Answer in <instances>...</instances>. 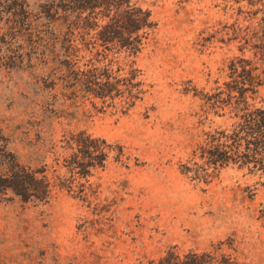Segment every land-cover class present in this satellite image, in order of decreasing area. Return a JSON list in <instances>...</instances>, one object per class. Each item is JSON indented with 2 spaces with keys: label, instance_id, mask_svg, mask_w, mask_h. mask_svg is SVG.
Masks as SVG:
<instances>
[{
  "label": "rangeland",
  "instance_id": "obj_1",
  "mask_svg": "<svg viewBox=\"0 0 264 264\" xmlns=\"http://www.w3.org/2000/svg\"><path fill=\"white\" fill-rule=\"evenodd\" d=\"M130 1L153 23L134 57L89 37L69 53L55 33L10 41L0 12V170L17 160L72 182L44 204L0 192V264H149L169 251L264 264L263 179L202 154L243 99L264 107V0ZM68 62L123 92L71 85ZM81 131L107 157L77 177L69 141Z\"/></svg>",
  "mask_w": 264,
  "mask_h": 264
},
{
  "label": "trees",
  "instance_id": "obj_2",
  "mask_svg": "<svg viewBox=\"0 0 264 264\" xmlns=\"http://www.w3.org/2000/svg\"><path fill=\"white\" fill-rule=\"evenodd\" d=\"M0 12L4 15L1 25L5 30L3 35L8 36L10 41L19 38L22 30L33 32L37 42L44 41L45 36L48 39L47 33H55L53 41H59L68 53L79 48L77 43L83 46L90 43L86 39L89 37L94 45L112 44L117 49L122 48L128 56L134 57L142 39L153 26L150 13L130 0H0ZM59 33H63L61 39ZM63 65L67 66L66 76L74 77L71 85H83L97 98H113L123 92L119 91V80L112 82L83 79L80 75L76 76L73 64L68 62ZM134 76L136 75L127 80L134 79ZM138 83L137 81L136 84ZM124 84L127 88L128 83ZM127 95L125 104L128 106L132 104L130 100L137 95L131 91ZM243 102L245 106L237 109L234 114L236 121L229 130L221 132L224 140L212 144L202 154L214 167L236 164L246 168L248 172L258 174L264 183V107L250 109L246 99ZM70 139L71 147L75 144V149L70 154L69 172L72 176L88 175L91 167L103 165L107 154L97 145L98 139L91 138L84 131ZM58 186H68L71 191L72 182L66 183L60 173L49 177L45 168L31 169L17 160L13 167L0 170V192L11 191L23 202L47 203L52 197L53 189ZM260 212L264 216V203ZM198 256L196 253H188L182 260L169 251L164 257L156 262L150 261L149 264H202L198 261ZM209 263L210 261L207 262Z\"/></svg>",
  "mask_w": 264,
  "mask_h": 264
}]
</instances>
